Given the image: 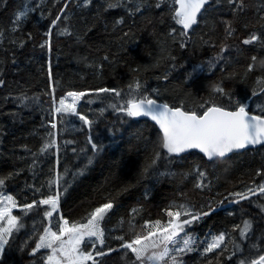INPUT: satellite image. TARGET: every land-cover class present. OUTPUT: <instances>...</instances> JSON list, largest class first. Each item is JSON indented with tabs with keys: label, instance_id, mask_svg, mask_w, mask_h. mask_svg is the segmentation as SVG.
<instances>
[{
	"label": "trees",
	"instance_id": "16d2710c",
	"mask_svg": "<svg viewBox=\"0 0 264 264\" xmlns=\"http://www.w3.org/2000/svg\"><path fill=\"white\" fill-rule=\"evenodd\" d=\"M109 2L116 6L108 7ZM239 4L211 0L198 23L181 35L182 26L172 19L177 7L172 0H91L87 5L84 0H0V179L5 180L0 193L20 206L13 211L18 227L4 245L0 264H45L46 250L32 253L50 223L43 215L50 206L39 201L56 192L52 224L60 216L79 222L96 207L113 204L102 221L104 244L96 242L95 250L106 253L95 256L99 264H140L121 244L145 235L144 221L166 220L165 209L174 203L210 213L186 226L196 243L180 257L182 264H239L264 255V194H248L245 200L232 195L264 183V146L214 161L196 152L169 155L160 148L162 135L155 125L110 107L128 98L107 99L96 91L130 90L138 81L142 87L131 89L138 95L198 114L201 104L232 110L238 102L250 113L264 114V92L256 82L264 76V48L259 42L242 43L252 33L264 36V0H243L242 10ZM62 8L61 20L51 27ZM22 10L28 14L17 24ZM225 22L235 29L231 37ZM50 28V49L42 48ZM64 28L69 35L59 34ZM224 45L228 50L222 53ZM218 54L223 59H214ZM253 55L255 70L248 73ZM221 81L225 95L212 92ZM70 91L95 93L82 103L114 118L95 155L88 152L87 130L65 133L51 127L56 102ZM45 144L51 146L41 151ZM156 152L160 158L142 176ZM199 171L206 174V187H196ZM33 201V209L22 207ZM132 209H137L134 219ZM244 220L252 224L246 238L233 231ZM219 233L227 234V251L202 254L205 241ZM86 250L95 254L91 242Z\"/></svg>",
	"mask_w": 264,
	"mask_h": 264
},
{
	"label": "snow or ice",
	"instance_id": "6c2138e0",
	"mask_svg": "<svg viewBox=\"0 0 264 264\" xmlns=\"http://www.w3.org/2000/svg\"><path fill=\"white\" fill-rule=\"evenodd\" d=\"M84 2L87 5L91 3V0H84ZM210 2L211 0H172L174 5H178L172 10V19L176 24L182 26L181 35H187V31L198 23V15H202V10L206 11L205 6ZM229 3L235 4L236 0H229ZM115 6L116 4L112 2L108 3L110 8ZM239 6L242 10L243 0H240ZM156 7H160V4L157 3ZM64 8H67V3ZM138 10L139 8H137ZM63 11L62 8L61 14H58L52 20L51 27H55L61 20ZM27 14V10L20 11L16 16V23L19 24L22 18H26ZM261 19H264V17H261ZM120 22L122 21H117V23ZM234 31L232 24L225 22L227 36L231 37ZM59 34L69 35L70 33L67 28H64ZM46 35L49 39L45 40L41 47L50 49L51 28ZM254 42H259L261 48H264V36L262 35L252 33L242 40L244 45H251ZM22 46L23 43H21ZM181 46L183 47V45ZM227 50V45L221 47L222 53ZM214 59H223V57L218 54ZM251 61L252 63H249L246 70L248 73L255 70L257 56L253 55ZM261 66L264 67V60H261ZM256 82L261 86L260 91L264 92V76H258ZM0 84H3L2 80H0ZM222 85V81L216 83L212 87V92L220 95L227 94ZM141 87L142 85L138 81H134L133 84L129 85L130 90L133 88L139 90ZM96 91L98 93H113L115 97H121V90L115 88H100ZM86 94L85 92H68L66 97H62L58 101V106L54 108L55 113L77 115L84 124L91 125L92 121L87 116L79 114L76 109V104ZM256 94L253 91L252 95L255 96ZM129 95L131 98L124 99L123 103H113L110 107L125 113L128 117H150L152 121H155L163 133L160 148L166 150L169 155H179L189 149H199L211 161L223 159L234 150L244 149L248 145L264 144V114L250 113L243 102H238L232 110L217 106L215 103H211L207 107L201 104L200 107L204 110L198 114L193 110H185L183 105L170 106L168 103H160L148 95H132L131 91ZM68 97L72 98L71 103L67 102ZM262 112H264V109H262ZM51 127L55 129L56 124L52 123ZM89 142H91V138H89ZM54 143V140L51 141V144ZM51 144H45L41 151L46 150ZM92 147L96 148V145L93 144ZM160 155V152H156L150 159V163H147V166L141 169L142 176L149 174V169L156 164ZM260 174V172L257 173V175ZM198 176L200 180L196 187H206L207 185L204 184L205 172L199 171ZM57 180H59V177ZM4 183L5 180L0 179V185ZM257 192L264 194V183L254 189L250 188L248 193L237 192L232 195L239 197L240 200H245L248 199V194L256 195ZM59 195L60 193L56 192L39 201L40 205L50 206L51 210H45L43 213L44 217L50 220V223L48 226L43 227L32 253L35 254L42 249L50 250L45 257V264H88L89 261H91V264H99L95 256H103L106 253L95 250L96 241L100 245L104 244L102 221L105 214L113 208V204L107 202L96 207L79 222L73 221L70 223L68 219L60 216L52 224L51 218H53V213L57 211ZM235 202L238 203L239 200ZM36 204L37 202L33 201L30 204H24L22 207L25 210H31ZM17 207L20 206L17 205L13 196L0 194V222H5L0 223V251H3L4 245L8 243V237L12 234L13 229L18 227V217L12 214V210ZM136 212L137 209H132L130 217H133ZM165 213L166 220L157 219L154 223L144 221V227L147 230L145 235L136 234L129 241H124L123 236L118 237V239L124 241L121 247L134 254L135 260L139 261L140 264H146V262L147 264H164L166 258H169L170 264H182L180 257L183 254L192 252L194 250L193 245L196 243L194 237L186 230V226H190L192 221L200 219L201 216L210 214L206 211L197 212L190 205L175 203L165 209ZM251 228V221L244 220L242 226H234L233 231L238 230L239 236L246 238ZM226 235V233H219L213 236L210 241H205L206 246L203 248L202 254L206 255L220 249V255H223V252L227 251ZM89 242H91L95 254H93V251L86 250ZM233 243L235 244V242ZM239 264H264V255H261L259 260L251 262L241 259Z\"/></svg>",
	"mask_w": 264,
	"mask_h": 264
},
{
	"label": "rangeland",
	"instance_id": "374dc122",
	"mask_svg": "<svg viewBox=\"0 0 264 264\" xmlns=\"http://www.w3.org/2000/svg\"><path fill=\"white\" fill-rule=\"evenodd\" d=\"M130 91L132 95H138L133 90H121V97H115L113 93H103V94L105 98L107 99L108 98L109 99H122V98L124 99V98H131V96L129 95ZM85 93L87 94L83 96L79 100V102L76 104V109L79 114L87 116V118L90 121H92V124L86 125L84 124L83 121L79 119V116L72 115L70 113H60V114L56 113L55 124L56 126H60L62 131L65 133H72L78 130H87L91 138L90 148L88 152L90 155H95L98 149L106 142L107 132H108V129L114 123V118L110 116L104 109L86 107V105L82 103V100L88 97H92L93 95H95V93H92V92H85ZM63 97H66V95H64ZM71 100H72L71 97L67 98L68 103H71ZM58 101L56 102L55 107L58 106ZM93 144L96 145V148L92 147ZM0 194L7 195L4 193H0ZM233 197L239 199V197L235 195H233ZM16 209L18 208H14L12 210V214H13V211ZM0 223H5V222H0ZM42 250L47 251L46 255L49 254L50 252V250H47V249H42ZM157 251H159V249H157ZM1 252L2 251H0V254ZM88 264H91V261H89Z\"/></svg>",
	"mask_w": 264,
	"mask_h": 264
},
{
	"label": "water",
	"instance_id": "95a60500",
	"mask_svg": "<svg viewBox=\"0 0 264 264\" xmlns=\"http://www.w3.org/2000/svg\"><path fill=\"white\" fill-rule=\"evenodd\" d=\"M202 11H203V10H202ZM198 17H199V15H198ZM194 26H195V25H194ZM194 26H193V27H194ZM190 30H191V29H190ZM190 30H188L187 32H189ZM133 119H135V120H148V121H150L153 125H155V126L157 127V129L160 131L161 135H163L162 130L159 128V125H157V124L155 123V121H152L150 117H137V118H133ZM262 145H264V144L248 145V146H247L246 148H244V149L234 150L232 153H229L226 157H228V156H230V155H232V154L240 153V152L243 151V150H247V149H255V148H257V147H259V146H262ZM165 151H166V150H165ZM190 152H196V153L202 155L203 158H205L207 161H210V160L207 159V157L204 156L203 153H201V152L199 151V149H189V150H187V151L184 152V153H181V154H179V155H174V156L180 157V156L186 155V154H188V153H190ZM226 157H225V158H226ZM223 159H224V158H223ZM214 160H216V159H214ZM211 161H212V160H211Z\"/></svg>",
	"mask_w": 264,
	"mask_h": 264
},
{
	"label": "bare ground",
	"instance_id": "6f19581e",
	"mask_svg": "<svg viewBox=\"0 0 264 264\" xmlns=\"http://www.w3.org/2000/svg\"><path fill=\"white\" fill-rule=\"evenodd\" d=\"M190 32V31H189ZM189 32H187V34L189 33ZM248 150V149H247ZM243 151H246V150H243ZM243 151H241V152H243Z\"/></svg>",
	"mask_w": 264,
	"mask_h": 264
}]
</instances>
